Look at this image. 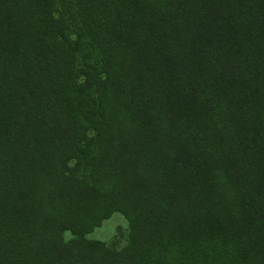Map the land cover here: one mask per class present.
I'll list each match as a JSON object with an SVG mask.
<instances>
[{
    "label": "trees",
    "instance_id": "16d2710c",
    "mask_svg": "<svg viewBox=\"0 0 264 264\" xmlns=\"http://www.w3.org/2000/svg\"><path fill=\"white\" fill-rule=\"evenodd\" d=\"M0 264H264V0H0Z\"/></svg>",
    "mask_w": 264,
    "mask_h": 264
},
{
    "label": "rangeland",
    "instance_id": "374dc122",
    "mask_svg": "<svg viewBox=\"0 0 264 264\" xmlns=\"http://www.w3.org/2000/svg\"><path fill=\"white\" fill-rule=\"evenodd\" d=\"M128 222L120 213H113L101 225L86 235L88 240L103 242L106 246L121 249L126 245L128 238ZM71 238L70 233L64 234V239Z\"/></svg>",
    "mask_w": 264,
    "mask_h": 264
}]
</instances>
